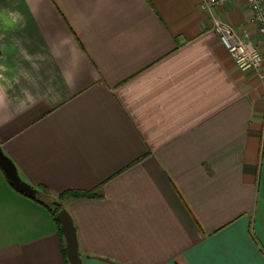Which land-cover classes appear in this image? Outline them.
Wrapping results in <instances>:
<instances>
[{
    "label": "crops",
    "instance_id": "0c3cea01",
    "mask_svg": "<svg viewBox=\"0 0 264 264\" xmlns=\"http://www.w3.org/2000/svg\"><path fill=\"white\" fill-rule=\"evenodd\" d=\"M202 4L0 0V146L37 191L0 168V264H67L42 188L101 195L63 204L83 264L264 261V80ZM214 14L264 53L246 1Z\"/></svg>",
    "mask_w": 264,
    "mask_h": 264
},
{
    "label": "built area",
    "instance_id": "2783aa9c",
    "mask_svg": "<svg viewBox=\"0 0 264 264\" xmlns=\"http://www.w3.org/2000/svg\"><path fill=\"white\" fill-rule=\"evenodd\" d=\"M237 0H203L202 8L211 17L212 28L219 36L221 44L229 51L238 68L264 80V53L248 33H241L227 21L218 18L214 9ZM252 10V23L264 44V0H244Z\"/></svg>",
    "mask_w": 264,
    "mask_h": 264
},
{
    "label": "water",
    "instance_id": "95a60500",
    "mask_svg": "<svg viewBox=\"0 0 264 264\" xmlns=\"http://www.w3.org/2000/svg\"><path fill=\"white\" fill-rule=\"evenodd\" d=\"M0 168L4 171L10 184L20 193L30 197H36L37 191L29 184L24 182L13 161L9 159L0 146ZM62 232L66 241L67 256L70 264H83L80 256L79 240L77 229L70 213L63 209L57 215Z\"/></svg>",
    "mask_w": 264,
    "mask_h": 264
},
{
    "label": "trees",
    "instance_id": "16d2710c",
    "mask_svg": "<svg viewBox=\"0 0 264 264\" xmlns=\"http://www.w3.org/2000/svg\"><path fill=\"white\" fill-rule=\"evenodd\" d=\"M100 197L101 195L98 194V191H94V192L69 191V192H66L60 195L58 198H53L48 190H46L45 188H42L41 193L39 194L37 198H35V200L49 208V210L51 211L52 215L55 217V220L58 223L59 232L61 233L62 237H64L61 225L59 221L57 220V215L59 214V212L65 209L63 206L64 202L68 199H84V198H100ZM49 198L51 201L48 200ZM64 252H65L66 263L70 264L68 260V256H67L66 246H65Z\"/></svg>",
    "mask_w": 264,
    "mask_h": 264
},
{
    "label": "snow or ice",
    "instance_id": "6c2138e0",
    "mask_svg": "<svg viewBox=\"0 0 264 264\" xmlns=\"http://www.w3.org/2000/svg\"><path fill=\"white\" fill-rule=\"evenodd\" d=\"M241 229H242V231L246 232V223L242 222ZM229 240H236V242H239V237L238 236L237 237H229ZM226 242L227 241L221 239L219 241L210 242L209 245H205L204 247L208 248L211 246H217V245H220V244L226 243ZM216 264H249V262L248 261H239V260H233V261L220 260V261H217ZM251 264H264V261L251 262Z\"/></svg>",
    "mask_w": 264,
    "mask_h": 264
},
{
    "label": "clouds",
    "instance_id": "9594fccd",
    "mask_svg": "<svg viewBox=\"0 0 264 264\" xmlns=\"http://www.w3.org/2000/svg\"><path fill=\"white\" fill-rule=\"evenodd\" d=\"M22 19V17H20ZM0 100H3V93H0Z\"/></svg>",
    "mask_w": 264,
    "mask_h": 264
},
{
    "label": "rangeland",
    "instance_id": "374dc122",
    "mask_svg": "<svg viewBox=\"0 0 264 264\" xmlns=\"http://www.w3.org/2000/svg\"><path fill=\"white\" fill-rule=\"evenodd\" d=\"M48 200H50V198H49ZM50 201H51V200H50Z\"/></svg>",
    "mask_w": 264,
    "mask_h": 264
}]
</instances>
